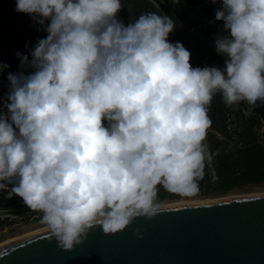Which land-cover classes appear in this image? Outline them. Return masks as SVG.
<instances>
[{
	"label": "clouds",
	"instance_id": "clouds-1",
	"mask_svg": "<svg viewBox=\"0 0 264 264\" xmlns=\"http://www.w3.org/2000/svg\"><path fill=\"white\" fill-rule=\"evenodd\" d=\"M122 7L16 0L15 11L47 35L16 52L20 70L7 72L0 190L39 212L64 250L93 226L117 233L166 211L161 187L198 191L215 94L226 104L245 101L246 110L264 104V0H222L215 10L223 67H193L190 51L168 39L171 16L149 11L126 25L117 18ZM9 67L0 62V71Z\"/></svg>",
	"mask_w": 264,
	"mask_h": 264
},
{
	"label": "water",
	"instance_id": "water-1",
	"mask_svg": "<svg viewBox=\"0 0 264 264\" xmlns=\"http://www.w3.org/2000/svg\"><path fill=\"white\" fill-rule=\"evenodd\" d=\"M121 3L117 18L126 25L144 12L165 14L153 0ZM33 214L39 212L21 197L0 190L1 218ZM50 235L47 229L0 246V264H264V196L167 206L117 233L93 226L73 250L60 248Z\"/></svg>",
	"mask_w": 264,
	"mask_h": 264
},
{
	"label": "rangeland",
	"instance_id": "rangeland-1",
	"mask_svg": "<svg viewBox=\"0 0 264 264\" xmlns=\"http://www.w3.org/2000/svg\"><path fill=\"white\" fill-rule=\"evenodd\" d=\"M175 1L170 2L169 10L180 24L181 22L184 24L190 16L194 15L199 16L202 20L205 18L212 24L222 26V21L215 19L213 0ZM2 6L15 9L16 0H0V7ZM19 14L22 19V31L26 35V42L34 47L37 42L33 43V37L31 36L46 34L43 30L33 27L29 14L22 12ZM180 39L184 47L191 53L190 64L193 67H203L205 65L223 67L224 60L211 49L203 48L197 39L186 33L180 34ZM23 53H27V51ZM219 96V93L215 94L209 106L208 115L211 125L207 129L206 140L210 154L211 143L213 142L212 136H215L218 142L223 145L227 154H225V157L219 156L205 160L203 176L198 180V191L194 195L182 196L168 192L161 187L158 195L167 205L179 202L216 201L226 197H239L249 194H264V140L259 138L258 142L260 144L258 145L260 146L254 144V141L250 140V134L253 132L250 129L251 123H247L249 128L244 131L243 120L234 119L231 116L225 117L217 103ZM250 122L253 125L257 123L255 133L262 134V129L258 127L259 118L254 116ZM243 147L245 148L243 149ZM228 157L230 159L226 160ZM40 215L39 213L36 217H30L29 215L18 219H4L7 223L0 229V244L45 228L46 226L40 220Z\"/></svg>",
	"mask_w": 264,
	"mask_h": 264
},
{
	"label": "trees",
	"instance_id": "trees-1",
	"mask_svg": "<svg viewBox=\"0 0 264 264\" xmlns=\"http://www.w3.org/2000/svg\"><path fill=\"white\" fill-rule=\"evenodd\" d=\"M222 0H216L213 3L214 11L220 6ZM165 14L171 16L174 21H176V26L172 33H170L168 39L170 42L180 41V34H188L181 24L176 20L172 13L168 9H164ZM210 23V22H209ZM221 24V23H220ZM223 25V21H222ZM23 24L20 14L11 9L9 6L0 7V62L7 63L10 67L4 71H0V102L5 98V94L8 91L9 81L7 80V72H17L19 69L20 60L16 57V52H25L28 47H32V44L27 43L26 35L23 34ZM31 36V35H30ZM46 35L42 36H31L33 37V43H36L39 37L43 38ZM194 40V39H193ZM198 42V41H197ZM182 43V42H181ZM200 43V42H198ZM183 44V43H182ZM201 44V43H200ZM27 45V47H26ZM202 45V44H201ZM25 46V47H24ZM204 48V46L202 45ZM206 48V47H205ZM30 71V69L26 70ZM216 113V111H215ZM213 137V142L211 143V158L214 159L219 156L225 157L227 154L223 145L218 142V140ZM230 159V157L226 158ZM7 223L6 220H0V229Z\"/></svg>",
	"mask_w": 264,
	"mask_h": 264
},
{
	"label": "built area",
	"instance_id": "built-area-1",
	"mask_svg": "<svg viewBox=\"0 0 264 264\" xmlns=\"http://www.w3.org/2000/svg\"><path fill=\"white\" fill-rule=\"evenodd\" d=\"M163 11L164 9H170V2L172 0H153ZM177 1V0H176ZM175 1V2H176ZM178 2V1H177ZM170 11V10H169ZM165 12V11H164ZM181 26L191 37L197 39L204 47L211 49L216 54L215 38L217 35L222 34V26L209 23L205 18L203 20L199 16H190L184 24L181 22ZM223 60L224 57L218 54ZM0 220H4L0 217Z\"/></svg>",
	"mask_w": 264,
	"mask_h": 264
},
{
	"label": "flooded vegetation",
	"instance_id": "flooded-vegetation-1",
	"mask_svg": "<svg viewBox=\"0 0 264 264\" xmlns=\"http://www.w3.org/2000/svg\"><path fill=\"white\" fill-rule=\"evenodd\" d=\"M221 98L222 97L220 95L217 98V103H218L220 110L225 114V117L231 116L234 119L237 118L238 120L239 119L243 120L242 123L244 124V127H243L244 131L249 128V126L247 127V123L248 122L251 123L250 129L253 132H251V134H250V140L254 141V144H256V145L260 144V142H258L259 138H262L264 140V116H261V115L257 114L256 112L264 113V111L262 110L261 103H259V101H258L256 106L251 107L250 110H246V109H249V106L246 104L245 101H237V102L232 103V104H226V103H224L223 99H221ZM254 116L259 118L258 127L262 129V131H261L262 134L255 133L257 123L255 125H253L252 122H250V120ZM246 137H247V135H246ZM258 146H260V145H258ZM244 148L245 147H243V149Z\"/></svg>",
	"mask_w": 264,
	"mask_h": 264
},
{
	"label": "bare ground",
	"instance_id": "bare-ground-1",
	"mask_svg": "<svg viewBox=\"0 0 264 264\" xmlns=\"http://www.w3.org/2000/svg\"><path fill=\"white\" fill-rule=\"evenodd\" d=\"M32 19V18H31ZM32 22H33V27H35L36 29H39L40 28V25L38 23H36L35 21H33L32 19ZM261 196H264V194H249V195H243V196H239V197H226V198H222V199H217L216 201H224V200H231V199H239V198H244V197H261ZM216 201H207V202H216ZM188 203H206V202H179L177 204H171V205H167V206H172V205H178V204H188ZM43 230H47V227L45 228H42V229H39V230H36L34 232H31V233H28L26 235H23L21 237H18V238H13V239H10L4 243H1L0 246H3L9 242H12L14 240H17V239H20V238H23V237H26V236H29L31 234H34V233H37V232H40V231H43Z\"/></svg>",
	"mask_w": 264,
	"mask_h": 264
},
{
	"label": "crops",
	"instance_id": "crops-1",
	"mask_svg": "<svg viewBox=\"0 0 264 264\" xmlns=\"http://www.w3.org/2000/svg\"><path fill=\"white\" fill-rule=\"evenodd\" d=\"M38 214H33V215H30V217H36Z\"/></svg>",
	"mask_w": 264,
	"mask_h": 264
}]
</instances>
